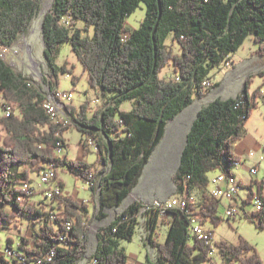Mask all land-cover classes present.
<instances>
[{"label": "trees", "instance_id": "obj_1", "mask_svg": "<svg viewBox=\"0 0 264 264\" xmlns=\"http://www.w3.org/2000/svg\"><path fill=\"white\" fill-rule=\"evenodd\" d=\"M142 2L146 4L145 16L140 26L132 29L126 25V18ZM39 5L38 0H0L2 45L16 44ZM42 30L51 91L56 90L60 72H71L73 84L79 80L68 61L56 63L61 45L68 42L83 64L88 84L99 89L102 97L111 96L91 116L89 101L83 102L80 109L66 103L74 127L86 137L97 139V162L103 170L98 171L94 163L86 160L68 161L66 156L56 154L57 142L69 126L56 123L46 112L48 92L33 85L30 77L13 69L0 55V96L11 104L10 111L4 110L0 117V203L12 205L19 214H31L39 222L32 239L22 237L16 246L8 240L0 252V264H9L4 255L9 248L35 264H76L83 260L89 247V205L65 194L62 181V194L50 201L48 209L30 203L35 193L22 203L17 199L22 192L20 184L33 182L31 172L38 173L50 164L53 174L67 165L70 172L88 184L92 172L93 196L99 195L101 218L107 217L106 209L120 206L138 185L169 121L191 105L195 97L206 96L209 88L204 87V80L211 79L212 70L223 67L250 34L258 44L256 52L264 55V0H54L42 20ZM171 35L181 53L166 43ZM171 64L175 77L161 78L162 69ZM260 75L264 77V72ZM250 81L248 77L236 98L217 97L199 110L172 175L176 194L186 190L201 192L204 223L208 218L216 224L220 221L217 210L221 201L207 194L209 172L232 174L235 164L241 161L233 146L244 137L246 123L262 95L260 87L250 94ZM217 85L219 82L212 87ZM126 100L133 102L131 110L122 108ZM96 131L101 139L96 137ZM248 187V199H243L247 203L255 196L252 184ZM257 195L264 201L261 189ZM141 205L139 200L130 203L97 233L98 244L90 262L129 263L121 239L132 240ZM149 216L148 238L159 252V259H147L146 264H202L211 259L212 247L192 236L185 211L175 209L162 219L157 214ZM0 217L5 227L13 222L15 212L1 209ZM248 217L254 221L258 218L256 225L264 229V210ZM164 219H168L169 230L165 242L160 243L153 234ZM210 233L214 235L211 230ZM216 246L221 250L223 264H263L257 249L244 238L238 244L222 241ZM52 250L55 255L50 260L48 253Z\"/></svg>", "mask_w": 264, "mask_h": 264}, {"label": "rangeland", "instance_id": "obj_2", "mask_svg": "<svg viewBox=\"0 0 264 264\" xmlns=\"http://www.w3.org/2000/svg\"><path fill=\"white\" fill-rule=\"evenodd\" d=\"M38 1L40 5L29 28L19 35L14 46L16 53L4 57L13 69L22 72L26 77H30L33 85L49 94V80H51L52 77L51 71L47 66V60L44 56L46 44L43 37L42 20H44L45 15L51 9L54 0ZM145 8L146 4L142 2L139 8L126 18V25L132 29L138 28L145 16ZM80 26H83V24L80 23ZM166 43L172 45L175 52L181 53L180 46L177 42L172 41V35L166 40ZM257 49L258 44L255 43L252 34H250L239 50L232 54L233 60L236 63L235 69H233L232 63L229 62L223 69L218 67L212 70L211 77L220 82V84L214 87L211 86L206 96L202 98L195 97L189 108L193 110L207 106L209 102L217 97L227 99L232 96H238L245 86L248 77H250L251 80L248 86L250 94L259 87L262 89V93H264V77L256 72L257 67L262 64L263 61H254L253 57L256 55ZM66 61L69 62L68 67L72 68L73 74L78 76L79 80L76 84H73V75L71 72H60L56 89L60 91H72L73 98L70 104L78 109H80L83 102L89 101L90 108L88 115L91 116L97 108H101L107 104L111 96L102 97L99 89H95L88 84V76L86 71L83 70V64L79 61L72 50L71 44L68 42L61 45L56 56V63L58 65H63ZM228 67L230 68L227 69ZM229 70L235 72L236 76H228L226 72ZM248 73L251 75H248ZM242 75H244L245 83L241 80ZM160 76L161 78L167 79L175 77L174 65L171 64L162 69ZM97 99H99V101H96ZM5 102L6 100L0 96V117L4 114ZM132 107L133 102L130 100H126L122 103V108L125 110H131ZM74 126L75 125L70 126L63 132L62 136L66 140V146L64 151L60 153L56 149V154L60 157L66 156L68 161L83 158L89 163H94V167L98 169V171L103 170V166L97 162L98 152L95 150L94 145L87 144L86 141H88V138H86V135ZM95 134L97 138L101 139L99 131H96ZM246 144L249 145L246 146ZM172 146H174V150H169L166 146H162L161 149L154 152L153 156L149 159L143 173V180L140 186L135 189L142 191L145 197L163 198L175 195L176 186L172 180V175L176 173L178 168L180 152L177 149L178 143H172ZM233 151L236 154H240L243 159V161H239L235 164V168L233 169L236 174L235 177L242 178L243 182H247L248 185L252 184L255 195H257L261 189L262 195L264 196V99L262 95L258 99L256 109H254L252 116L249 117L246 123L244 137L234 143ZM249 152L253 153V156L249 157ZM250 167H256L257 174L251 175L249 171ZM56 172L58 182L62 181L64 184V193L82 202H86L90 207V217L87 222L89 247L86 257L76 263L89 264L91 256L98 244L97 233L119 217L130 203L136 201L133 193L134 190L124 199L120 206L112 209L107 208L106 212H108V216L101 218L99 195L96 194V196H93L91 185L83 180L82 177H79L75 172H70L67 165L60 166ZM217 173L218 170L210 171L208 177L211 178ZM31 178L33 183L37 185L39 182L38 173L31 172ZM47 186L48 185H44L43 188ZM213 186V184H209L208 190H211ZM249 192L250 188L247 185H241L236 196L238 213L235 217L231 218L226 215L228 201L223 199L217 210L220 221L216 224L211 218H208L204 226L213 231V241L215 244L222 241L238 244L240 238L246 239L249 244L257 249V253L264 264V229L256 225L255 222L259 220L258 218L254 221L248 217L253 216L255 212L253 201L248 203L243 201V199H248ZM192 193L197 199H202L200 191L193 190ZM32 198L36 199L34 200L36 207L42 206L48 209L52 205V203L44 197L41 189H37L31 199ZM1 209L9 213L15 212V220H13V223H7L5 227L0 228V252L4 251L6 248L9 235L14 237L16 241H19L20 235L30 238L32 237V230L34 227L36 226V228L39 229V222L36 221V217L31 214H19L12 205L7 203H0V210ZM149 218L150 216L148 214H143L142 217L140 216V218L137 219L138 225L132 240L121 239L122 246L125 247L127 254L132 258L130 264H146L147 258L158 262L159 252L150 244L148 238L151 232L148 224ZM167 221L168 219L162 220L155 234H153V237L160 243L165 242L166 235L168 234L169 225ZM193 240L194 239L191 238V242ZM216 249L214 253L210 254L211 260L216 264H222L223 259L220 252L221 250L219 248ZM208 262L209 260L202 264H207Z\"/></svg>", "mask_w": 264, "mask_h": 264}, {"label": "built area", "instance_id": "obj_3", "mask_svg": "<svg viewBox=\"0 0 264 264\" xmlns=\"http://www.w3.org/2000/svg\"><path fill=\"white\" fill-rule=\"evenodd\" d=\"M15 46V45H14ZM14 46H4L0 43V55L8 57L9 54L16 53L14 50ZM229 61H227L225 65H228ZM213 85L212 79L204 80V87L206 89L210 88ZM50 89V88H49ZM264 99V93H262ZM73 98L72 91H60L58 89L49 92L48 100L50 102L51 112L56 114V123H62L64 126H73L75 125L73 117L69 114L66 103H71ZM96 101H99L97 99ZM4 110L11 109V104L9 102L4 103ZM93 138V137H86ZM62 140L57 142V151L63 152L65 149V144ZM97 139L94 138V148L98 150ZM253 155V153H251ZM54 167H45L42 168L38 172L39 182L35 185L31 181H25L20 184L21 193L18 195L17 199H22V203L28 200L34 193H36L37 189H41V192L44 194V197L50 202L54 200L56 196L62 194L61 183L58 182L57 174H53ZM251 175L257 174V168L251 167L249 169ZM90 181L89 184L92 186L95 183V177L89 176ZM210 184H213V188L211 190H207V194L217 200L222 201L226 199L228 201V205L226 206V215L228 217H235L238 213L237 210V199L236 196L241 187L240 181L235 177V175L227 174L223 171H219L215 176L209 178ZM44 185H48L43 188ZM200 200L196 198L193 193H189L183 191L182 193L176 194L174 196H170L165 199H155L149 203H142L139 211V215L142 217L143 214L154 215L157 214L159 218H164L169 214L170 211L175 209H180L185 211L190 218V230L192 236L197 240H200L205 245L212 247L210 254L214 253L218 248L213 241V236L210 233V230L207 229L204 225L205 217L201 214V203ZM253 204L255 211L264 210V201L261 196L255 195L253 198ZM3 227L2 218L0 217V228ZM68 229H70V224H67ZM6 260L9 261V264H16L17 256H22L18 250L15 248H9L4 253ZM55 255V251H51L48 253V257L51 260ZM97 260L93 259L89 264H97ZM39 263V262H37ZM26 264H35L34 262H28L26 260ZM207 264H216L211 259ZM223 264V263H222ZM228 264H240L237 261Z\"/></svg>", "mask_w": 264, "mask_h": 264}, {"label": "crops", "instance_id": "obj_4", "mask_svg": "<svg viewBox=\"0 0 264 264\" xmlns=\"http://www.w3.org/2000/svg\"><path fill=\"white\" fill-rule=\"evenodd\" d=\"M253 57H254V61H263V63L260 64L257 67V71L256 72L258 74H260V72H264V55H259L256 52V55H254ZM229 62L232 63V67H233V69H235L236 63L233 60V57L232 56H231ZM223 68H224V66L221 67V69H223ZM229 68L230 67H228L227 69H229ZM226 74L228 76H230V77L231 76L232 77H235L236 76L235 72H233V71L231 72L230 70L227 71ZM248 75H251V74L248 73ZM211 79H212V81L214 83L218 82L215 79H213L212 77H211ZM241 80L242 81L245 80L244 75H242ZM244 83H245V81H244ZM219 84H220V82H219ZM232 97H235V96H232ZM189 106H191V105H188L182 112H180V114H178L174 119H172V120L169 121V123L167 125V129L165 130V135H164L161 143L157 145V147H156V149L154 151V152H156L157 150L161 149L162 146L163 147L166 146L169 150H172V149L174 150V146H172V143L173 144L178 143L177 149L180 152V156H179V159H178V165H179V161L181 159V154H182L183 148H184V146L187 143V133H188L189 130H191V127L193 125V122H194L196 116L198 115L199 110L202 108L201 107L199 109H193V110H191L189 108ZM248 145L249 144H246V146H248ZM154 152H153V154H154ZM153 154H152V156H153ZM236 155H238L241 158V161H243L242 156L240 154H236ZM248 155H249V157L250 156H253V155H251L250 152L248 153ZM83 160H85V159H83ZM232 171H233V169H232ZM233 174H235L234 171H233ZM213 176H215V175H213ZM235 176H236V174H235ZM237 179L240 181L241 185H247L248 186V183L247 182H243L242 178L237 177ZM142 180H143V173H142V175L140 177V180H139L138 185L133 189L134 190L133 193L135 195L136 200H139L142 203H146V202H151V201H153L155 199L159 200V199H165V198H168L169 197V196L168 197H163V198H157V197L149 198V197H145V195L142 193V191L135 190V189H137L140 186ZM34 200H36V199H33L32 198L29 201H30V203H34L36 205V203L34 202ZM13 220H15V218ZM33 230H38V229L35 226ZM33 230H32V232H33ZM22 237H25V236H21L20 235L19 241H16V239L14 237H12L11 235H9L8 238H10V239H8V240L11 243V245L16 246L17 244H20L21 243ZM26 238H28V237H26ZM30 239H32V237H30ZM128 256H129V263L128 264H130L132 258H131L130 255H128ZM140 262H142V261H140Z\"/></svg>", "mask_w": 264, "mask_h": 264}, {"label": "bare ground", "instance_id": "obj_5", "mask_svg": "<svg viewBox=\"0 0 264 264\" xmlns=\"http://www.w3.org/2000/svg\"><path fill=\"white\" fill-rule=\"evenodd\" d=\"M45 106H46V109H47L46 112L48 113V115H50V117L54 121H56V114H54V112H51L52 109L50 107V102L48 100V96H47V99L45 100ZM86 142L89 145H93L94 139L93 138H88V141H86ZM46 167H53V164L47 165ZM89 176H93L92 172L89 174ZM26 260H27L26 257L17 256L16 264H26Z\"/></svg>", "mask_w": 264, "mask_h": 264}]
</instances>
